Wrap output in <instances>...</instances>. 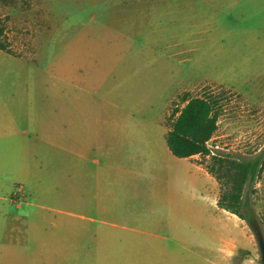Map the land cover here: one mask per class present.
I'll list each match as a JSON object with an SVG mask.
<instances>
[{
	"label": "rangeland",
	"instance_id": "1",
	"mask_svg": "<svg viewBox=\"0 0 264 264\" xmlns=\"http://www.w3.org/2000/svg\"><path fill=\"white\" fill-rule=\"evenodd\" d=\"M0 28L8 48L0 51V244L2 219L28 217V232H7V240L59 236L64 264H204L187 252L199 244L203 258L216 264L223 238L234 233L224 227L228 217L238 241L234 262L262 264L251 225L220 215L205 191L200 230L187 225L180 231L186 242L166 232L136 233L140 225L127 215L111 221L118 230L105 227L123 237L86 238L69 208L67 111L74 79L97 80L92 104L102 98L139 121L160 122L171 103L168 127L187 100H215L218 130L210 150L240 159L263 155L249 196L264 236V0H0ZM15 127H26L29 136L22 151L27 167L19 170L10 166L21 149L8 139ZM40 130L62 140L52 144L53 133L45 131L42 140ZM199 161L206 171L212 166L211 157ZM70 243L76 251L68 258ZM140 251L147 256L137 258Z\"/></svg>",
	"mask_w": 264,
	"mask_h": 264
},
{
	"label": "crops",
	"instance_id": "2",
	"mask_svg": "<svg viewBox=\"0 0 264 264\" xmlns=\"http://www.w3.org/2000/svg\"><path fill=\"white\" fill-rule=\"evenodd\" d=\"M71 84L74 101L67 111L69 208L73 210L70 214L75 225L83 226L86 238L103 241L123 237L109 232L105 227L112 226L118 230L120 227L111 221L127 215L140 225V229L134 230L136 233L155 236L156 233L166 232L171 240L186 242L180 236L183 226L194 225L200 230L203 207L200 211L199 197L202 191L208 197L206 202H210L222 215L225 210L219 207L220 188L214 177L200 165V155L181 159L167 145L172 126L166 125L165 118L171 103L160 122L139 121L134 118V113L124 108H109L102 98L92 104L90 90L101 86L97 80L83 83L74 79ZM85 94H88V99H83ZM40 131L44 140L45 130ZM45 132L49 135L53 133L49 138L52 144L62 140L54 136L53 130ZM8 139L21 146L20 154L10 160V166L18 170L27 167L28 159L22 154L23 146L29 139L27 128L23 131L15 127ZM231 219L225 218L224 227L232 229L234 233L230 238H223L216 264H236L234 255L238 241ZM2 220L6 228L3 234L5 241L0 244V262L64 264L67 250L61 245L59 236L48 234L42 239L40 234L31 238L27 235L24 241L19 237L13 242L7 240V232H10V236L14 231L20 235L27 233L28 217ZM15 223L22 227H12ZM95 224L103 227L94 229ZM76 237L74 234V240ZM75 251L70 243L68 258ZM187 252L200 257V262L211 264L203 258L200 244L196 251L188 249ZM146 253L136 252L135 256L144 257ZM148 253L149 256L156 254L154 251ZM174 253L180 252L170 255Z\"/></svg>",
	"mask_w": 264,
	"mask_h": 264
},
{
	"label": "trees",
	"instance_id": "3",
	"mask_svg": "<svg viewBox=\"0 0 264 264\" xmlns=\"http://www.w3.org/2000/svg\"><path fill=\"white\" fill-rule=\"evenodd\" d=\"M4 30L0 28V51H7L2 41ZM217 102L211 98H193L186 101L182 110L176 111V120L168 133V146L178 158L196 155L211 157L212 166L207 169L221 187L219 207L248 224H257L249 196L263 169V155L240 159L233 154H214L208 147L218 130Z\"/></svg>",
	"mask_w": 264,
	"mask_h": 264
},
{
	"label": "water",
	"instance_id": "4",
	"mask_svg": "<svg viewBox=\"0 0 264 264\" xmlns=\"http://www.w3.org/2000/svg\"><path fill=\"white\" fill-rule=\"evenodd\" d=\"M251 228L254 231L255 236L257 238V241L260 247V252H261V261H262V264H264V236H263V233L261 229L259 228V226H257L256 224H252Z\"/></svg>",
	"mask_w": 264,
	"mask_h": 264
}]
</instances>
